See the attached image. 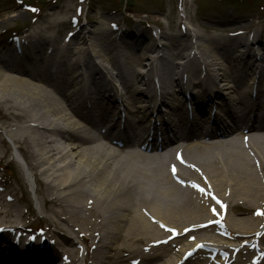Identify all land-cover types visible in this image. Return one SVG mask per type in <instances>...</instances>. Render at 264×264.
Listing matches in <instances>:
<instances>
[{
	"label": "bare ground",
	"instance_id": "bare-ground-1",
	"mask_svg": "<svg viewBox=\"0 0 264 264\" xmlns=\"http://www.w3.org/2000/svg\"><path fill=\"white\" fill-rule=\"evenodd\" d=\"M62 18L52 7L47 9L45 26L31 30L20 50L0 54V106L7 111L4 136L17 147L15 158L22 157L36 180L41 209L58 232V252L75 262L77 251L70 249L73 235L86 245L87 264H122L127 261L125 253L138 254L139 264H177L197 243H186L179 255L166 260L170 247L189 232L219 228L235 240L259 231L264 223L258 217L231 213L240 206L264 208V33L250 31L244 16H226L205 18L212 24L206 29L241 30V36L207 37L178 23L172 26L179 32L175 36L158 32L168 43H157L150 31L148 41L135 34L129 47L119 42L124 30L112 28L94 36L80 27L57 47L56 27L66 23ZM24 48L30 50L28 55ZM116 79L126 91L116 87ZM186 84L195 94L196 110L191 113L177 101L184 93L177 87ZM221 89L230 92L229 100L221 97ZM118 90L126 105L118 102ZM172 95L177 97L171 101ZM216 102L217 111L211 112ZM199 105L208 111H197ZM123 111L126 116L121 117ZM153 114L162 119L163 131L149 130ZM122 133L127 141L118 144ZM103 136L108 139L96 146ZM207 137L216 140L208 143ZM113 143L118 144L117 151L111 150ZM128 144L137 150L125 155ZM176 154L185 161L177 165L176 175L184 186L167 173ZM194 181L226 206L221 219L207 213L210 200L189 185ZM9 191L0 181V217L20 221L25 215L17 199L8 204L14 197ZM159 224L169 232L176 229L177 235L169 239L171 232L160 230ZM2 232L0 224V244H6ZM258 240L264 243V232ZM117 242L121 244L113 250ZM26 248L36 254L27 264H46L48 256L54 259L47 243ZM4 249L0 247V264H11ZM213 249L218 251L216 262L204 259L199 264L232 259L230 247ZM242 261L264 264V254L261 260L255 256Z\"/></svg>",
	"mask_w": 264,
	"mask_h": 264
},
{
	"label": "rangeland",
	"instance_id": "rangeland-1",
	"mask_svg": "<svg viewBox=\"0 0 264 264\" xmlns=\"http://www.w3.org/2000/svg\"><path fill=\"white\" fill-rule=\"evenodd\" d=\"M40 2L34 8V10H29L31 6H33L30 0H0V54L7 53L6 55H11L10 53L14 50L21 49L19 46L23 43V40H26V35L30 34V31L34 28L44 27V23L42 20L46 15V10L49 8H53L54 12L57 15H61L63 21H66L65 24L56 27V43L57 47H61V41H68L73 36L74 32L77 31L80 27H83L84 31H88L87 34L98 35L102 32H110L112 28H117L120 32L124 30L120 36L119 42L126 44L129 47H132V37L135 34L139 35V39H143V41H148L147 35L149 32H152V38L157 41V43H168L167 40L159 39L158 32L162 31L170 34L171 36H175L178 34V31L173 30L172 26L180 23L183 28L184 25L190 27L194 30L199 31L205 36H216L218 38H231L236 35L241 36V30L235 31H210L207 30L206 27L212 25L205 18H221V17H246L245 23L249 26V30L256 32L261 31L264 33V0H37ZM18 12L20 14L18 15ZM77 19V22L71 23V19ZM140 22V24H138ZM138 24V25H137ZM223 27V26H221ZM233 28V27H232ZM239 28V27H238ZM34 35V34H33ZM92 36V35H91ZM76 42V41H75ZM60 43V44H59ZM144 43V42H143ZM120 44V43H119ZM132 52L136 51V48H131ZM26 54L30 53V50L24 48ZM93 60H97L95 57ZM70 62V58H69ZM249 63L248 61H245ZM264 65V63L262 64ZM110 68V66L107 65ZM108 68V69H109ZM110 68L111 72H115ZM88 74V72L86 73ZM115 85L120 86L125 90V84L119 79L115 80ZM191 90V89H189ZM126 91V90H125ZM228 90L221 89L220 95L221 97L229 100ZM175 94V93H174ZM148 96V94H146ZM175 96V95H173ZM119 98V99H118ZM118 102L121 101V104L126 105L124 96L120 98L117 95ZM121 99V100H120ZM170 100V96H169ZM172 100V97H171ZM217 103L212 105L211 112L217 111ZM145 105V103H140ZM193 107V106H192ZM188 108V107H187ZM192 109V108H190ZM199 112L202 114L208 111L205 110V106L199 105L197 108ZM7 111L4 107L0 106V138H2L3 143L0 141V181L6 183L10 187L9 192H13L14 198L19 201V207L22 209V212L25 215V218L18 221L12 218L11 216H6L5 218L0 217V223L2 225V229L9 230L10 226L17 225L23 226L25 229H18L15 233H19L27 239L28 236L23 234L27 232L30 234V229L38 228L43 232H47L45 236H48L47 242L51 247V253L54 255L53 260L47 259L48 264H57L58 249L56 250L55 241L58 238V232L54 229L53 225L48 222L47 217L44 216V213L41 209L40 196L36 193V186L34 185V176L31 175L30 171L27 170L24 162L22 161V157L18 159L15 158V154L17 151V147L11 144L10 140L5 138V113ZM191 112V111H190ZM177 115L176 113H174ZM126 116V112L121 113V117ZM120 116V114H119ZM149 118V116H147ZM147 118V119H148ZM124 118H121V124ZM147 123H143L145 126ZM150 125V124H149ZM71 147L68 149L70 150ZM113 151H117L116 148L112 149ZM72 151V150H70ZM72 153V152H71ZM3 169L6 172H3ZM168 172V171H167ZM28 179L30 180V184L28 183ZM36 181V180H35ZM179 182V181H178ZM196 182V181H194ZM177 184V183H176ZM178 185H180L178 183ZM192 185H197L193 183ZM260 186V185H259ZM263 187L262 193L264 196V186L263 182L261 184ZM209 187V186H208ZM13 200H8V204H13ZM212 202V201H211ZM213 204V203H212ZM10 205V206H11ZM14 208V206H11ZM208 206H205L207 209ZM27 208V210L25 209ZM262 212L264 213V208H262ZM255 208H248L247 210L244 207L240 206L235 209V213H231V215L237 216L239 218H255L258 217V222L264 223V215L256 216ZM208 213V209H207ZM29 215V216H28ZM43 216L46 221L39 220L38 218ZM11 222V223H10ZM10 225V226H9ZM29 229V230H28ZM264 231V226L261 227V230ZM254 230V229H253ZM260 230V228H259ZM216 229H211L207 232L202 233H191L184 236L181 240L174 241L173 245L170 247L171 251L168 253L169 259L170 257H174V254H178V251L181 247H184L186 243H192L190 239L196 237V239H200L203 242L211 243L214 245L225 246H237L243 245L245 240L257 239V237L253 236L254 232H250L244 236H239L236 238V242H228L224 240L218 239V235L216 234ZM14 232L11 234L8 232H3L2 236L5 239H8L9 242L12 241V237ZM60 236V235H59ZM191 238H190V237ZM255 237V238H254ZM1 238V236H0ZM30 238V237H29ZM73 239L76 250L80 253L78 255L79 260L78 264H83V254L84 248L80 245L79 238H75L73 235L71 236ZM3 239V238H1ZM22 240V238H21ZM2 241V240H0ZM179 241V242H178ZM262 241V240H261ZM82 243V242H81ZM121 242H117L113 245L115 250ZM255 245L257 248L264 249V243L258 242ZM79 246V247H78ZM250 247V246H249ZM248 247V248H249ZM6 248L9 252H13L14 248L12 244L6 243ZM80 248V249H79ZM247 248V247H245ZM113 250L110 252L111 256L114 254ZM257 250V249H256ZM141 251V250H139ZM255 249L250 250L246 249L243 254H239L240 259H252L255 256H263L262 254L254 253ZM57 252V253H56ZM142 252V251H141ZM125 253V252H123ZM122 253V254H123ZM144 253V252H142ZM148 253H151L149 251ZM146 253V254H148ZM127 257V261L122 264H129L128 260L140 258L138 254L128 255L127 253L123 254ZM122 255V257H123ZM260 257V258H261ZM204 259H207V254L200 253L199 256L195 257L193 261H188L186 264H199ZM140 260H142L140 258ZM164 260V259H163ZM209 260V259H208ZM215 260V259H214ZM218 261V260H217ZM216 262V260H215ZM239 264H245L243 261Z\"/></svg>",
	"mask_w": 264,
	"mask_h": 264
},
{
	"label": "snow or ice",
	"instance_id": "snow-or-ice-1",
	"mask_svg": "<svg viewBox=\"0 0 264 264\" xmlns=\"http://www.w3.org/2000/svg\"><path fill=\"white\" fill-rule=\"evenodd\" d=\"M213 211H215V210L213 209Z\"/></svg>",
	"mask_w": 264,
	"mask_h": 264
}]
</instances>
